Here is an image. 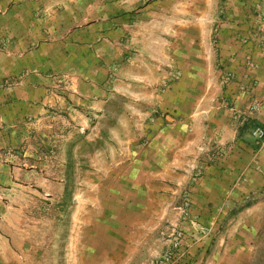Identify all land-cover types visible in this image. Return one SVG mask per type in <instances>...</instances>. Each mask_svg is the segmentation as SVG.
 <instances>
[{"label":"crops","instance_id":"1","mask_svg":"<svg viewBox=\"0 0 264 264\" xmlns=\"http://www.w3.org/2000/svg\"><path fill=\"white\" fill-rule=\"evenodd\" d=\"M261 20L264 0H0V198L61 195L82 141L106 166L88 198L124 197L121 222L127 196L188 211L174 264L256 261L254 226L225 219L264 197V140L244 129L264 126Z\"/></svg>","mask_w":264,"mask_h":264},{"label":"rangeland","instance_id":"2","mask_svg":"<svg viewBox=\"0 0 264 264\" xmlns=\"http://www.w3.org/2000/svg\"><path fill=\"white\" fill-rule=\"evenodd\" d=\"M261 25L263 28L262 20ZM216 27L212 30L213 43L218 39ZM87 147L77 141L67 150L61 195H47L37 187L25 196L0 198V264H160L169 256H187V236L178 250L173 244L176 231L185 232L183 223L188 221V211L185 214L184 207L168 212L161 198L159 213L155 206L153 212L145 213L135 197L127 196L126 214L121 213L125 223L119 220L120 212L125 211L124 197L106 194L104 198H88L94 183H103L99 175H104L106 166L90 164ZM110 173L115 177L118 170L106 174ZM54 191L57 189L50 190ZM93 199L99 203L88 207ZM255 199L261 201L255 211L230 213L225 223L233 221L238 231L247 222L254 226L247 256H256L250 264H264V197ZM191 220L204 227L197 218ZM119 222L127 228L126 233L122 230V237ZM152 227L157 236L154 240L148 236L144 242L143 237Z\"/></svg>","mask_w":264,"mask_h":264},{"label":"built area","instance_id":"3","mask_svg":"<svg viewBox=\"0 0 264 264\" xmlns=\"http://www.w3.org/2000/svg\"><path fill=\"white\" fill-rule=\"evenodd\" d=\"M215 31H217V28H215ZM256 85L253 83L251 86V91L252 89L255 87ZM252 97V96H251ZM260 107V103L253 97L252 99H250L249 101V108L252 110H257ZM251 135L255 138H262L264 136V126L260 123H257L252 129H251ZM185 208V207H184ZM181 208L180 209H183ZM186 210V209H185ZM186 214V211H185ZM191 224L194 228H196V230L200 231V232H205L206 229L205 227H203L200 223H198L195 220H191ZM186 238V233L182 232V231H176V234L173 237V244H174V248L176 250H178L179 248H181V245L183 243V241ZM180 257L182 256H174V257H168L166 259H162L160 260V264H174Z\"/></svg>","mask_w":264,"mask_h":264},{"label":"trees","instance_id":"4","mask_svg":"<svg viewBox=\"0 0 264 264\" xmlns=\"http://www.w3.org/2000/svg\"><path fill=\"white\" fill-rule=\"evenodd\" d=\"M257 124V122H254L252 120L250 121H247L245 124H244V129H247L245 130L246 133H250L251 134V129ZM256 139L257 143L255 144V147L258 148L260 143L264 140V136L262 138H254Z\"/></svg>","mask_w":264,"mask_h":264}]
</instances>
